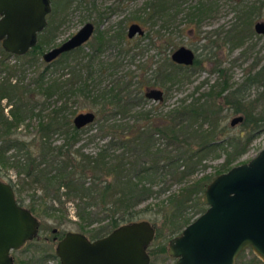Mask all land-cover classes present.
I'll use <instances>...</instances> for the list:
<instances>
[{"label":"trees","instance_id":"1","mask_svg":"<svg viewBox=\"0 0 264 264\" xmlns=\"http://www.w3.org/2000/svg\"><path fill=\"white\" fill-rule=\"evenodd\" d=\"M130 1L133 7L129 19L120 22L112 32L98 29L91 51L82 53V45L62 53L48 63L45 71L28 81H25L27 61L34 63L36 57L44 53L41 40L23 56L6 52L0 42V74L5 73L0 75V163H4L11 148L22 152L17 154L15 163L23 172V182L18 190H41V196L36 197V192L31 194L26 207L38 218L52 214L63 223L62 214H56L63 211L55 203L62 202L64 194L65 200L75 204L76 222L81 232L91 234L90 239L107 235L120 224L145 219L156 228V240L163 231L180 233L203 213L206 186L216 175L237 164L234 161L241 153L227 149L225 160L214 174L188 180L208 154L221 150L224 140L221 134L227 127L219 125L222 106L216 104L215 98L224 99L235 113H241V123L247 131L246 142L264 129V63L259 61L250 66L238 85L232 84L226 69L217 65L215 72L221 80L207 93L190 100L189 97L182 98L161 113L154 114L146 108L144 87L164 86L165 83L181 85L190 81L187 73L201 62L199 57L196 55L193 65L184 66L173 62L170 53L179 46L178 35L193 37L201 33L206 21L215 17L221 0H142L139 7L138 0ZM230 1L237 5L242 2ZM125 2L117 0V5H109L106 11H100L97 0H53L48 24L58 7L65 12L75 6L97 11L95 23L98 26L99 20L108 12L125 8ZM255 11L253 5L243 9L234 23L226 30H219L218 36L226 43L242 44L252 32L251 15ZM130 21L142 24L144 33L141 36L147 39L146 45L163 54L162 60H155L160 64L137 75V81L134 74L127 73L104 84L105 74L115 66L100 59L99 55L109 47L121 48L127 54L141 47L139 41L128 40L125 36ZM207 32L218 31L215 28ZM132 41L134 43L127 48ZM10 57L27 60L12 64ZM51 66L53 69L48 73ZM147 73L148 79L145 78ZM252 88L255 96L250 98ZM80 98L83 104L78 111L92 109L96 113L95 133L109 135V139L93 152L85 151L84 145L73 148L81 131L87 127L78 129L72 121L76 114L72 104H78ZM21 125L33 127L35 133L20 136ZM55 135L64 137L60 145L52 144L51 138ZM29 137L31 141H28ZM240 138L230 137L228 142L232 144ZM33 183L35 187L30 186ZM172 184L180 187L169 190ZM14 190L17 191L15 185ZM162 194L165 196L160 198ZM149 198L159 200L147 202ZM192 203L198 211L193 219L183 215ZM96 222L100 223L97 229L86 230ZM166 246L159 245L158 251L166 253ZM148 252L151 257L152 249ZM38 262L41 264L42 259ZM248 262L264 264L257 256Z\"/></svg>","mask_w":264,"mask_h":264},{"label":"water","instance_id":"2","mask_svg":"<svg viewBox=\"0 0 264 264\" xmlns=\"http://www.w3.org/2000/svg\"><path fill=\"white\" fill-rule=\"evenodd\" d=\"M51 0H0V42L6 52L28 53L39 41L48 23ZM95 29L87 21L64 42L42 54L45 62L84 45ZM253 29L264 35V20ZM141 24L131 23L129 37L141 35ZM196 54L184 45L172 53V60L193 65ZM164 92L151 88L145 95L162 101ZM94 111H80L73 118L79 129L91 124ZM235 116L230 125L240 123ZM206 209L167 243V254L175 264H234L239 254L250 248L264 262V146L246 162L234 164L216 175L203 194ZM41 221L16 200L12 184L0 178V264H14L12 250L39 235ZM56 228H54L55 230ZM156 228L142 219L118 225L107 235L90 239L80 231H67L57 240L55 253L61 264H150L149 246Z\"/></svg>","mask_w":264,"mask_h":264},{"label":"rangeland","instance_id":"3","mask_svg":"<svg viewBox=\"0 0 264 264\" xmlns=\"http://www.w3.org/2000/svg\"><path fill=\"white\" fill-rule=\"evenodd\" d=\"M125 1L126 4L123 5V7L125 8L118 9L117 11L111 13L108 12L104 19L99 20L98 26L95 23V19L97 18V11L95 12L90 8L84 9L81 7L76 8L75 6H73L70 9L65 10V12H61L60 7H58V9L52 14L51 23L47 24V26L44 27V30L38 36V40H41L44 52L47 49L55 47L57 44L65 41L69 36L74 34L80 28V26L87 22V20L94 21L97 26V31L98 29H109L112 32L114 29H117L119 20L129 19V13L131 11V8L133 7V4L130 0ZM141 1L142 0H138V2L136 1L137 7H139ZM52 4L53 0H51V5ZM97 5H99L100 11H106L107 6L117 5V0H97ZM252 5L254 6V8H256L254 14L251 15L252 32L248 34L247 38L244 39L245 41L242 44L237 45H233L230 42L226 43L225 41H223L222 36H218L219 30H226V28L229 27L230 24L234 23L237 20L236 16L239 12H241L243 9H246L248 6L251 7ZM215 14V17L207 20V24H204L201 27V33H198L193 37H189L188 35L186 36L185 34L178 35V37L176 38L179 46L186 45L194 49V51L197 53V57H199L201 62L198 65L196 64L195 67L189 69L187 75H189L190 81H186L181 85H178L177 83L175 85H171L169 83H165L164 86L161 84L156 85L164 90V99L162 101H153L146 98L147 100L144 101V106L148 109H151L154 114L166 111V109H169L170 107L176 105L182 98L189 97L190 100L192 98L200 96L202 93H207L208 91H210L211 86L214 84H218V82H220L221 80L219 79V74L215 72V68L217 67V65H221V67H224L226 69L227 73L230 75V82L232 84L238 85L243 80V78L247 74V71L253 63H255L256 61H259V63L261 64L264 63V35L259 33L257 34L255 32V29H253V25L255 24V22H257L258 20H264V0H242V2L238 5L231 2L230 0H221L219 3L218 11ZM215 28H217L218 31L217 33H214L215 35L207 32V30ZM94 36L88 43L82 46V53L86 54L92 50L91 46L92 41L95 38ZM133 41H139L141 47L133 51H129L128 54L120 50L121 48L115 49L113 47H109L99 55L100 59H103L109 64L110 62H112L113 66H115L114 69L111 68L108 73L105 74L104 84H108V82H110L113 77L117 78L122 74L127 73H129V75L134 74L133 78L135 81H137V79L139 78H137V75L139 76V74H143V71L145 69L149 68L150 66L155 67V65L160 64L155 60H162L163 54H158L157 49L151 47L150 45H146V38H143L142 36H136ZM133 41L129 45H126V43L124 42L122 46L125 47L124 45H126V47L129 48L131 47V44L134 43ZM29 57L31 56H27L26 58ZM26 60L27 59H25V57L21 59H16L15 57L14 59L13 57L9 58V62H11L12 64L14 62H24ZM27 62L28 63L25 69V81L31 80L42 71H45L46 66L48 65V63H50L43 61L41 54L36 57L34 63H31V61ZM51 69H53L52 66L47 69L48 73H50ZM61 70L62 69L60 67L59 71ZM0 75L4 76L5 73H1ZM146 76L148 78L150 77L147 74ZM141 78L143 79V77ZM254 92L255 90L253 88L250 89V98H253L255 96ZM215 99L216 104L220 103L222 106L219 111V117H221L219 125L227 127L226 131L221 134L222 138H224L221 144V150L217 152H211V154H208L203 159V162L198 167L197 172L190 176V178L188 179L190 182L191 180L200 178L202 175L214 174L216 169L225 160L224 158L226 156L227 149H229L228 151L231 152L234 150L241 152L234 161L235 163L240 164L252 159L254 155H256L264 146V129L255 134L250 142H246L247 131L245 130L246 128L242 125V123L240 122L234 125H230L231 119L235 116H240L241 113H235L232 108L228 107L229 105L225 104L224 99ZM78 101V104H72V108L76 110V114L80 111H90L83 109L78 111L79 107L83 104V102H80L81 98ZM2 103H5V100H3ZM48 109L45 111H48ZM94 121L95 119L91 122V124L87 125V127L84 126L86 128L81 131V137L74 145V149L84 145L85 151L93 152L100 146V144H103V142L109 139V135L107 134L101 136L95 133L96 123H93ZM206 126L207 125L204 124V127ZM35 130L36 129H34L33 127L21 125V127L18 129V133L20 134V136H32L35 133ZM242 133V138H240V134ZM230 137H239L240 140L229 144L228 139ZM30 139L31 137L28 138V141H31ZM51 139L53 145H60L64 141V137L62 135H55ZM21 153L22 152H17V150L13 148L7 151L6 157L4 158V163H0V175L2 180L15 185V188L17 190L15 195L16 199L21 201V203L26 206L30 203L31 194L36 192V197L41 196V190L36 189L37 191H34L32 188H30V190H26V188L18 190V188L20 189L21 181L23 182V172L20 171L15 163L18 160L17 154ZM30 186L35 187L36 184L33 183V185ZM178 187H180V185L172 184L169 190H175ZM164 196L165 195L162 194L159 197L162 198ZM153 199L154 200H151V198H149L147 202H156L157 200H159L155 198ZM61 200L62 202L59 203V201H57L55 203V206H59L58 208L63 211V213L60 211L56 212V214L59 216L60 214H62L63 223H59L56 215L43 214L42 217L39 218L41 221V226L39 228L40 237L38 239H33L32 241L25 243V245H23L19 249L12 250L11 255H13L14 257L15 264H38L39 259H42L41 264H61L58 256L55 253L56 242H53L51 238L49 239V241H46L44 239V236L47 235L49 237H52L53 234L51 230L54 229V227L59 229L60 236L62 235V233L68 230L82 231L80 230V227L77 223L78 221L76 222L77 217L75 204L71 201L65 200L64 194L61 197ZM50 203L51 202L49 200L48 204ZM197 212L198 211L196 210L195 205L192 203L187 207L186 210H184L183 215L187 218L193 219V217L198 215ZM99 224V222H96L90 226H87L86 230H90L91 228L93 229L96 226L98 227L100 226ZM97 227L95 229H97ZM84 233L89 237L91 235L87 231ZM176 234L177 233L171 234L169 231H163L160 233L159 238L151 243L149 248L152 249L153 253L150 257V264H175V258H171L167 254V252H159L157 247L161 244L167 245L170 238H172V235ZM253 256H256V254H254V252L250 248H247V250L239 254L234 264H253L251 262H248V260Z\"/></svg>","mask_w":264,"mask_h":264},{"label":"flooded vegetation","instance_id":"4","mask_svg":"<svg viewBox=\"0 0 264 264\" xmlns=\"http://www.w3.org/2000/svg\"><path fill=\"white\" fill-rule=\"evenodd\" d=\"M87 21H90V20H87ZM123 21H124V19H121V20H119V23L120 22H122L123 23ZM93 24H94V26H95V29H94V32H93V34L90 36V39L88 40V42L93 38V36L95 35V34H97V26H96V24L94 23V21H91ZM86 23V22H85ZM119 23H118V26H119ZM121 23V24H122ZM131 23H133L132 21H130L128 24H127V27H126V33H125V36L127 37V39L128 40H133L136 36H139V37H141V35H138V34H136L135 36H133V37H129V35H128V29H129V27H130V24ZM134 23H137V22H134ZM48 24V23H47ZM137 24H139V23H137ZM47 26V25H46ZM141 26H142V24H141ZM142 28L144 29V27L142 26ZM96 32V33H95ZM95 37V36H94ZM96 38V37H95ZM95 38H94V40H95ZM93 40V41H94ZM92 41V42H93ZM64 42V41H63ZM87 42V43H88ZM62 43V42H61ZM60 44V43H59ZM86 44V43H85ZM121 44H124V42L123 43H121ZM58 45V44H57ZM82 46V45H81ZM180 47V46H179ZM178 48V47H177ZM176 48H174V50H175ZM192 49V48H191ZM174 50L170 53V55H171V60H172V53L174 52ZM193 51H194V49H192ZM194 53L197 55V53L194 51ZM173 61V60H172ZM185 66V65H184ZM189 66H191V65H189ZM147 75L149 76V74L147 73ZM145 77H147V76H145ZM147 79H148V77H147ZM156 85H158V84H154V85H149V86H146V87H144L145 89H144V96H145V98H147L146 97V95H145V93H146V91L147 90H149V89H151V88H160V87H158V86H156ZM163 92H164V90L162 89V88H160ZM163 98H164V94H163ZM148 99V98H147ZM79 129V128H78ZM0 178H1V175H0ZM2 179V178H1ZM12 184V183H11ZM12 186H13V189H14V185L12 184ZM15 191V190H14ZM15 195H16V191H15ZM26 207V206H25ZM55 228V227H54ZM51 232H52V237H49V236H44V239L46 240V241H49V239L51 238V240L54 242H56L57 240H59L60 238H62L65 234H63V235H59V233H60V231H59V229L58 228H56L55 230L54 229H52L51 230ZM67 232V231H66ZM65 232V233H66ZM81 232V231H80ZM85 234V233H84ZM88 236V235H87ZM40 236L38 235L37 237H36V239H38ZM89 237V236H88ZM92 240H94V239H92ZM57 243V242H56Z\"/></svg>","mask_w":264,"mask_h":264}]
</instances>
